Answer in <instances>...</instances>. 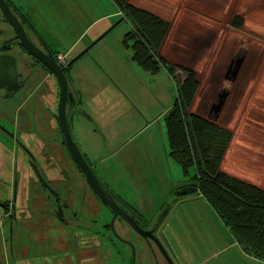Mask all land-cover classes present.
Returning a JSON list of instances; mask_svg holds the SVG:
<instances>
[{"label":"rangeland","instance_id":"rangeland-1","mask_svg":"<svg viewBox=\"0 0 264 264\" xmlns=\"http://www.w3.org/2000/svg\"><path fill=\"white\" fill-rule=\"evenodd\" d=\"M28 1L36 7L32 20L46 22L48 32L40 33L58 48L56 56L67 64L86 50L65 70L77 108L90 117L86 120L72 111L68 119L72 138L104 190L145 226L157 223L177 187L193 174V169L185 174L168 155L164 116L176 98V83L184 78L178 66L192 70L198 81L189 112L232 134L221 169L264 189V0H130L169 22L159 52L173 67L174 77L164 68L150 73L132 60L133 40L122 43L132 27L110 0ZM47 8L50 15L44 13ZM235 17L240 24L234 25ZM0 28L6 30L0 46L14 40L1 12ZM10 50L32 97L46 92L43 110L48 129L40 139L47 151V177L68 204L61 203L62 217L67 219L63 222L53 196L45 201L32 176L33 189L20 195L11 234L0 208V264H131L129 247L105 236L102 225L111 220L109 210L93 196L61 145L56 78L17 45ZM238 56L242 63L229 81L227 70ZM223 91L225 102L212 119V105ZM39 118L36 113L33 121ZM32 138L38 141L35 134ZM20 176L22 182L29 178ZM3 192L0 185V200L11 198L10 191ZM192 198L174 204L157 227L172 264H243L237 260L229 228L204 199ZM114 228L134 244V264H169L157 246L147 244L127 225L115 222ZM93 232L99 236L93 238L98 244L90 239Z\"/></svg>","mask_w":264,"mask_h":264},{"label":"trees","instance_id":"trees-1","mask_svg":"<svg viewBox=\"0 0 264 264\" xmlns=\"http://www.w3.org/2000/svg\"><path fill=\"white\" fill-rule=\"evenodd\" d=\"M5 1L26 30L37 36L28 17L11 0ZM111 1L132 27L122 42L127 45L128 39L133 40L130 45L132 60L150 73L164 68L174 77L173 67L159 52L169 22L136 7L130 0ZM240 22V18H234V25ZM69 62L63 68L64 73L71 66ZM177 69L184 73V78L176 83V98L164 116V124L168 155L185 174L193 169L187 186L197 190L183 197L201 196L229 228L243 251L264 261V189L221 169L232 134L228 129L189 112L198 81L192 70L181 66Z\"/></svg>","mask_w":264,"mask_h":264},{"label":"flooded vegetation","instance_id":"flooded-vegetation-1","mask_svg":"<svg viewBox=\"0 0 264 264\" xmlns=\"http://www.w3.org/2000/svg\"><path fill=\"white\" fill-rule=\"evenodd\" d=\"M13 41L14 40L12 39L9 42H5L2 46H0V185H3V191H4L3 194H6L7 191H10V195H11V198L9 199L3 197V199L0 200V208L3 209L4 211L3 216L6 218L7 229H8L7 231L9 234L12 233L13 227L18 221L17 206L21 204L20 201L22 200V197L20 195L22 191H25V193L30 192L33 189L32 184L34 183V181H36L39 189L46 197L45 201H49L48 199L49 195L53 196V201L57 204V217L59 220H62L63 222H67V219H64L62 217L63 207L61 203L63 204L64 207L68 204L67 199L62 198L55 191H53L54 189L52 186V182H54V180L49 179L47 177V168H48L47 151L45 150V146L42 145L41 143L42 141L40 139L43 138L44 134L47 132L48 129L47 118H45L44 110H43L44 108L43 102H46V98H47V96L45 97L43 94H45L46 92H42L40 95H38V97L33 98L31 92L28 91V88L24 87V83L26 82L27 78L24 79L22 78V74L16 71L17 65L16 64L14 65L13 58L7 56L9 54L10 55L13 54L10 53L11 51L10 46L16 45L13 43ZM37 45L41 47L42 44L37 43ZM27 56H29L33 60V62H36L44 70L48 71L36 59H34L28 54ZM53 56L56 60V55L53 54ZM48 73L51 74L49 71ZM35 103L38 105L36 109L34 108V105H32ZM77 110H78L77 101L75 98L74 106L72 107L68 105L66 106V116H67L68 125H69L68 119L70 114L72 113V111L77 113ZM36 113L40 115V118L37 121H33V117ZM59 129L61 131L60 125H59ZM34 134L35 137L38 139L36 143L32 142L31 140L33 139L32 137ZM61 145L65 146L64 138L61 141ZM70 158L77 167L80 174H82L81 170L76 165V163L74 162L71 156ZM6 173L10 175L9 178L6 176L7 175ZM21 174H27L29 178H27L24 182H22V178L20 176ZM32 176L35 177L34 181ZM91 193L95 198L101 201L92 190ZM107 193L110 194L109 192ZM25 201H27V197L25 198ZM116 202L123 210L134 216V219H136L139 222V225L142 228L150 229L153 226H155V225H151L149 227L145 226V224L142 223L139 219H137L136 215L133 214L123 203L118 202V200H116ZM23 204L26 205L27 203L23 202ZM106 208L109 210L110 215L112 217L113 214L112 211L108 207ZM115 222H119L122 225H127L133 232H135L124 220L115 219L114 223ZM102 227L105 230L106 233L105 236L111 235L115 239H118L122 244L128 246L130 250H132L131 246L124 241L130 242L133 246L134 244L130 240L123 238L115 230L116 234L121 239L117 238L113 234V231L109 223L102 225ZM153 236L164 246V243L162 242V239L158 234L157 229L153 232ZM93 238L99 239V236L93 232L90 239L93 240ZM142 239L147 244L156 246L153 240L144 239V238ZM94 243L98 244L95 241ZM96 246H91V247L95 248ZM164 252L166 254V251ZM166 256H164V258H166Z\"/></svg>","mask_w":264,"mask_h":264},{"label":"water","instance_id":"water-1","mask_svg":"<svg viewBox=\"0 0 264 264\" xmlns=\"http://www.w3.org/2000/svg\"><path fill=\"white\" fill-rule=\"evenodd\" d=\"M0 12L3 20L5 23L11 28L13 34H14V41L13 43L18 45L20 48H22L28 55L36 59L41 65H43L57 80V83L59 85V98H58V123L60 125L65 146L76 163V165L81 170L86 182L88 183L90 189L95 193V195L101 200V202L108 207L112 211V217L109 222V225L113 231V234L118 237L116 234V231L114 229V221L115 219H122L124 220L140 237L144 239H151L155 242L156 246L160 250V252L166 256L162 244L153 236V232L157 229L159 220L157 219V223H155V226H153L150 229H144L139 225V222L134 219V216L127 213L125 210H123L116 202L114 197L110 194H108L103 187L101 186L99 180L95 176V174L92 172L91 168L89 167L88 163L80 153L76 143L74 142L72 135L70 133L67 116H66V106H74L75 104V98L72 90L69 88V83L67 80V77L63 71V68L57 63L55 60L52 52H50L44 45L38 46L37 43L40 44V41L37 39V43H35L31 36L29 35L28 31L24 27V25L20 22L18 16L12 12L10 7L8 6L7 2L5 0H0ZM107 33V32H106ZM104 33L103 35H105ZM6 34V30L3 28H0V36H3ZM102 35V36H103ZM102 36L97 38L94 42H96L98 39H100ZM93 42V43H94ZM92 43V44H93ZM91 44V45H92ZM86 51V50H85ZM84 51V52H85ZM84 52L80 53L76 58L71 60L69 63L72 64L79 56H81ZM11 58H13L14 65L16 64V58L11 56L10 54L7 55ZM242 56H238L234 58L227 70L226 73V79L229 81L234 80V78L237 75V72L240 68V65L242 63ZM227 96V92L223 91L221 92L217 98L214 104L212 105V114L211 118L216 119L218 117V114L225 102V98ZM77 114L79 115H86L84 112H82L80 109L77 110ZM88 119H90L88 116H86ZM197 188L193 186H186L183 188H180L176 190L172 194V202H176L178 199L183 197L186 194L196 192ZM124 241V240H123ZM127 244L131 246L132 251V263L134 264V246L127 241H124ZM167 261L169 264H172L171 260L166 256Z\"/></svg>","mask_w":264,"mask_h":264},{"label":"crops","instance_id":"crops-1","mask_svg":"<svg viewBox=\"0 0 264 264\" xmlns=\"http://www.w3.org/2000/svg\"><path fill=\"white\" fill-rule=\"evenodd\" d=\"M13 2V4L15 6H17L19 8V10L25 14L31 25L33 26V29L34 31L36 32L37 36L32 34L33 36V39H35V41H37V39L40 41V43L42 45H44L49 51H51L53 54H57V52H59L58 48H56L55 46H53L51 43L45 41L43 38H45L44 36L42 37L41 35V31H46L48 32V29L46 28V22L45 21H39L38 22V19H35L32 20V16L31 14L34 12L37 14V12L35 11L36 7L28 0H11ZM111 1V0H110ZM112 2V1H111ZM114 5V4H113ZM50 8H47L46 11H44L45 15H50V11H49ZM118 11V10H117ZM42 13V14H44ZM111 15V14H110ZM110 15H107V16H110ZM109 26V24L107 23L105 26H102V28L99 30H96L94 33H93V38H95L98 34H100L103 30H105L107 27ZM108 32V31H107ZM62 48V47H61ZM63 49H66V48H62ZM69 52L72 53V50L69 48ZM69 53V54H70ZM11 56H13L15 58V55L12 54ZM16 71L19 73L20 70L18 69V59L16 57ZM71 67V66H70ZM69 67V68H70ZM68 68V69H69ZM80 100V99H79ZM87 115H84L83 118H85L86 120H89L87 117ZM90 118V117H89ZM187 186V182H182V184L177 187V188H183V187H186ZM176 188V189H177ZM191 196H187V197H183V198H180L178 199L176 202H168V205H167V208L158 216V220H159V223H162V221L164 222V220L166 219V217L169 215L170 211H171V208L172 206L175 204L177 205L178 202H183V201H186L187 198H189ZM194 198H192L193 200L195 199H203L201 196L199 195H196V196H193ZM192 199H190L192 201ZM164 205V204H163ZM174 205V206H175ZM234 239V238H233ZM236 247H237V254L239 255V257L237 256V260L238 262H241L243 264H264V261L262 260H259L257 258H254L253 256L247 254L246 252L243 251V249L239 246V244L236 242V240L234 239V242H233ZM234 252V254H236Z\"/></svg>","mask_w":264,"mask_h":264},{"label":"built area","instance_id":"built-area-1","mask_svg":"<svg viewBox=\"0 0 264 264\" xmlns=\"http://www.w3.org/2000/svg\"><path fill=\"white\" fill-rule=\"evenodd\" d=\"M56 61L62 68H65L68 64V63L66 64V62L62 56H56Z\"/></svg>","mask_w":264,"mask_h":264}]
</instances>
